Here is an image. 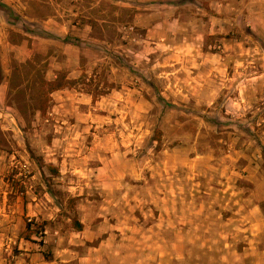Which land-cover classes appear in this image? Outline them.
Returning <instances> with one entry per match:
<instances>
[{
    "label": "rangeland",
    "instance_id": "obj_1",
    "mask_svg": "<svg viewBox=\"0 0 264 264\" xmlns=\"http://www.w3.org/2000/svg\"><path fill=\"white\" fill-rule=\"evenodd\" d=\"M0 25L26 40L0 44V264H264V0H0Z\"/></svg>",
    "mask_w": 264,
    "mask_h": 264
},
{
    "label": "trees",
    "instance_id": "obj_2",
    "mask_svg": "<svg viewBox=\"0 0 264 264\" xmlns=\"http://www.w3.org/2000/svg\"><path fill=\"white\" fill-rule=\"evenodd\" d=\"M4 73L3 69L0 64V85L3 81ZM76 79H69L67 78L66 75L58 76L56 80L48 82L51 86V91L59 90V89H64V88H74ZM109 91H106L105 89H97V90H90L89 93L92 94L94 100H97L98 97L107 94ZM30 228V225H28ZM75 228L80 231L83 229V224L79 221L76 220L74 224Z\"/></svg>",
    "mask_w": 264,
    "mask_h": 264
},
{
    "label": "crops",
    "instance_id": "obj_3",
    "mask_svg": "<svg viewBox=\"0 0 264 264\" xmlns=\"http://www.w3.org/2000/svg\"><path fill=\"white\" fill-rule=\"evenodd\" d=\"M3 28L4 27L2 25H0V44H2L5 48L7 46L6 51L7 50H13V51H15L17 53L16 58L18 60H23V58L21 56L23 54V49L25 47L26 40H22L21 42H9V41L7 42V40H3L2 31L5 30ZM6 30H8V29H6ZM24 34H26V33H24ZM1 91L2 90H0V93H1ZM29 248L31 249V247H28V249ZM31 255L34 257V256H36V253L33 252ZM57 259H60L61 260V252L58 254ZM60 260L59 261L57 260L56 262L58 264H61ZM56 262H53V260H51V261H46L45 263H42V264H54Z\"/></svg>",
    "mask_w": 264,
    "mask_h": 264
}]
</instances>
